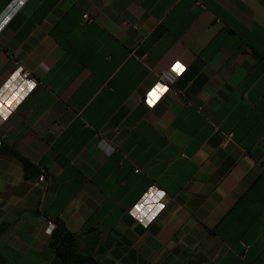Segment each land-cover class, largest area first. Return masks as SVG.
Instances as JSON below:
<instances>
[{"label":"crops","instance_id":"0c3cea01","mask_svg":"<svg viewBox=\"0 0 264 264\" xmlns=\"http://www.w3.org/2000/svg\"><path fill=\"white\" fill-rule=\"evenodd\" d=\"M12 10L0 0L4 257L50 264L52 219L99 264H264V0ZM20 68L35 85L2 91Z\"/></svg>","mask_w":264,"mask_h":264},{"label":"built area","instance_id":"2783aa9c","mask_svg":"<svg viewBox=\"0 0 264 264\" xmlns=\"http://www.w3.org/2000/svg\"><path fill=\"white\" fill-rule=\"evenodd\" d=\"M22 5V3H20V0H8V7L13 9L12 11L15 12L17 11V9ZM84 19L86 21H91L92 20V16L88 13L84 14ZM7 19H0V23H2L4 25V23L6 22ZM3 27V26H2ZM2 27H0V31L2 30ZM182 71H180L179 73L173 71V67L169 68L166 71L165 76L168 78L169 80V84H165L163 82L161 83H157L155 85L154 91H153V96L152 99H149V102L152 103V101H155L158 99L159 96H161L165 91H168L170 89L171 84L173 83V81L181 74ZM29 75V72L27 71H23L22 68H20L19 72H17L16 74H14L9 82L6 84V87L2 89L5 90L6 92L9 93H14V96H17L18 94H22L23 92H27L28 90H30L36 83V81H32V79H25L27 76ZM22 81L23 84L17 85L18 82ZM29 85H31V87H29ZM157 85H160L161 87H157ZM166 89V90H164ZM11 90V91H10ZM14 90V92H13ZM5 95H3L0 98V102L4 99ZM148 100V99H146ZM227 139L224 140V142H222L221 147L223 149L226 148V144L228 140H231L232 134L229 133L227 134ZM2 144V139H0V145ZM46 180V174L44 171H41L38 174L37 177V181H36V185L40 186V184L42 182H44ZM152 193V192H151ZM47 222V231L49 233H53L54 229L56 228V223L52 220V219H46Z\"/></svg>","mask_w":264,"mask_h":264},{"label":"trees","instance_id":"16d2710c","mask_svg":"<svg viewBox=\"0 0 264 264\" xmlns=\"http://www.w3.org/2000/svg\"><path fill=\"white\" fill-rule=\"evenodd\" d=\"M27 164V162H25ZM50 248L54 257L50 264H99L91 254L81 253L77 248V237L63 224H59L52 233ZM0 264H13L0 252Z\"/></svg>","mask_w":264,"mask_h":264},{"label":"snow or ice","instance_id":"6c2138e0","mask_svg":"<svg viewBox=\"0 0 264 264\" xmlns=\"http://www.w3.org/2000/svg\"><path fill=\"white\" fill-rule=\"evenodd\" d=\"M20 3H23V0H20ZM2 26H3V24L0 23V27H2ZM182 70H183V69H182V67H181L179 64L173 65V71L179 73V72L182 71ZM29 87H31V85H29ZM157 87H161V86H160V85H157ZM164 90H166V89H164ZM159 195H160V196H163L164 193L160 192ZM159 207H163V205H160Z\"/></svg>","mask_w":264,"mask_h":264}]
</instances>
